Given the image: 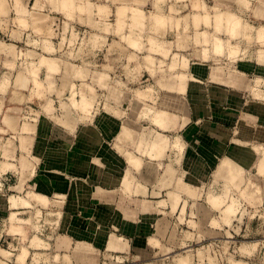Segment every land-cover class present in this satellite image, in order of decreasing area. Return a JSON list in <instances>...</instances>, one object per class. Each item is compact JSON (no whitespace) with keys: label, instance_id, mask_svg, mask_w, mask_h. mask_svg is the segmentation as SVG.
<instances>
[{"label":"rangeland","instance_id":"374dc122","mask_svg":"<svg viewBox=\"0 0 264 264\" xmlns=\"http://www.w3.org/2000/svg\"><path fill=\"white\" fill-rule=\"evenodd\" d=\"M150 1L113 0L114 17L101 0H0V126L3 106H16L30 108L25 117L54 120L59 136L113 138L95 144L99 174L89 185L97 188L99 205L78 208L97 217L88 229L96 246L116 253L100 264H264V142L245 140L264 136V127L245 124L264 118V107L256 110L264 105V38L258 35L264 0H156L155 10ZM148 23L162 28L161 39L147 36L139 44L132 24ZM126 40L138 52L122 69L120 59L109 62L126 55L115 46ZM221 74L226 96L219 110ZM122 86H128L124 94H106ZM205 124L223 129L225 153L179 157V136L188 126L195 138L203 136L198 147L212 145L204 137L216 133H202ZM177 137L179 149L172 147ZM1 149L2 161L8 145L0 143ZM103 166L113 171L110 185L102 180ZM10 168L1 162L0 183L10 181ZM32 192L18 196L29 201ZM12 194L0 186L6 195L0 197V264H57L60 255L41 254L60 242L43 239L56 232L49 218L56 209L47 199L30 205L21 198L11 208ZM82 194L94 198L86 189ZM107 199L113 210L101 205Z\"/></svg>","mask_w":264,"mask_h":264},{"label":"crops","instance_id":"0c3cea01","mask_svg":"<svg viewBox=\"0 0 264 264\" xmlns=\"http://www.w3.org/2000/svg\"><path fill=\"white\" fill-rule=\"evenodd\" d=\"M151 1L149 6L152 10L155 8H153V4H155L157 1ZM101 2L102 3L100 4H105L109 8L110 12H113L114 17H116V4L113 3V0H101ZM94 11L97 12L95 9ZM131 28H135L133 29L132 37L134 40H137L139 44L141 42L144 43L147 41V36L156 38L158 40L161 39L160 33L157 31L160 32L162 28L156 29L152 24L148 23L142 28L140 25L136 26L132 24ZM88 29H91V27ZM166 29L168 35L170 31L172 34L170 25L168 27L166 26L165 30ZM116 30L117 28L115 25L114 31ZM126 30L129 32V28ZM140 37H143V40H140ZM117 42L119 43L120 47L117 45L115 46L122 51L126 50V55L122 53L121 57L118 58L116 53L113 55V58H111L109 63L117 62L118 59H120L117 63H121L120 65L123 69V62L125 60L127 62L128 56L133 55L138 51L135 50L134 47L130 46L127 40L126 43H122L120 41ZM118 49H116V52ZM91 79L95 80L96 78L90 76V83H92L91 86H93L95 90L99 89ZM221 79L225 81V77H223L222 74L221 76L218 75L219 82L215 84V88L217 89V102L219 110H221V107L225 106V104H222V102L225 103L226 96L224 89L225 83H222ZM126 87L128 86H122V88L116 92L110 89L106 92V94H124L125 92H123V90L127 89ZM263 107L264 105L260 104V106L256 107V110H263ZM29 109L30 108L21 110L16 106L9 108H4L3 106V115L1 120L3 124H1L0 130H3L4 132H0V143L8 145V158H5L2 161H4L11 168L9 172L10 181L8 183L6 181L1 182L0 186H2L3 190H6L9 193L12 192L13 194L11 196H18L22 192H24V194H22L24 196L27 192L33 191L32 193H29L28 198L29 201L34 200V205L37 204L35 201L40 200L35 196H41V198L44 199L40 201L47 199V201H49L48 203L56 209V212H51L49 216L52 222L55 221V223L58 224V227H56V232H52V234L49 232L48 235H46L43 239H45V244H50L51 239H56L60 242L57 243L56 248L55 241L52 244L53 247L42 248V255H48L50 257H54L57 254L60 255L61 262L59 261L57 264H100V260L105 254L114 256L116 253L107 249H99L96 246V244L92 241V239L96 238V233L93 231L91 232L88 229L90 228L89 224L91 221L97 220V217L92 213L90 214L89 212L84 213V210L82 211L78 208L85 207L86 205L94 208L99 205V201L95 198L97 195V188L89 185V182L93 181L91 178L99 174L98 170L96 169L95 162L101 153H98L99 149L97 146H95V144L105 142L110 143L109 139L111 138H108V136H101L100 134H98L99 136L97 134H62V136H59L56 129L58 125L51 118L40 114L37 115V118L25 117L26 113L28 115L30 114L31 116ZM218 116L220 117V114H218ZM4 119L11 122L12 124H6ZM245 124L250 125L251 127H264V118L259 119L255 117H249L247 118V122H245ZM95 125L98 126L100 124L97 121ZM107 125H114V122L109 119ZM202 127L204 129L201 131L202 133H208V131L216 133L212 135V137H204L207 138V143H211L212 145L204 147L203 143H205V141L202 139L203 136L200 138V135V139L197 138V136L195 138V136L191 134L193 133L194 129L188 126L184 130L183 134L179 136L182 143L184 144V149L179 152V157L186 159H204L212 157L214 153H225L226 141L221 135L223 129L220 128L219 124L212 126L205 124ZM260 134L264 135L263 132H260ZM258 137L264 136H260L257 132L256 135L250 134V136L246 137L245 140L247 143H255L259 140L263 143L264 138L261 140ZM198 140L203 142V145L200 147L197 145V143H199ZM8 142L10 144H8ZM0 155H3V151ZM108 157H111V155L104 156L103 158ZM252 157L254 158V156ZM2 158L3 157L1 156V159ZM1 159L0 167L2 162ZM93 160L95 161L92 162ZM106 164L107 163H105V165ZM101 165H104L102 161ZM111 169H113L112 166ZM100 174H102V180L105 179L104 182H106L107 185H110L114 182L111 177L113 174L112 170L109 171L105 168V166H103ZM82 176H86V178H88L84 180L81 178ZM83 189H86L88 195H94V198H82ZM1 196L5 197L6 195ZM100 202L104 203L101 204L102 206L113 210L112 207L114 205V200L107 199L104 202ZM127 204H129V201H127ZM110 210L107 215L113 214V212ZM123 249L124 248H122V251H120L122 254L129 253L127 251H130L129 248H127L128 250L126 251ZM130 253H133V251H130ZM63 257H65L66 262H63ZM115 257H117V255Z\"/></svg>","mask_w":264,"mask_h":264},{"label":"bare ground","instance_id":"6f19581e","mask_svg":"<svg viewBox=\"0 0 264 264\" xmlns=\"http://www.w3.org/2000/svg\"><path fill=\"white\" fill-rule=\"evenodd\" d=\"M116 13H117V11H116ZM117 20V19H116ZM262 30V29H261ZM259 31V30H258ZM260 32V31H259ZM258 35H260V37L258 36ZM258 35H256L257 37H259V39H261V38H264V32L262 31V32H260V34H258ZM258 39V38H257ZM217 46V45H216ZM49 51V50H48ZM52 51H54V50H52ZM49 52H51V50L49 51ZM42 57V58H41ZM40 58L42 59V60H44L43 58V56H41ZM48 58V57H47ZM45 59L46 61H44V63H47V61L49 60V59ZM51 60H52V58H51ZM50 60V61H51ZM50 61L48 62L49 64H50ZM146 61H148V59L146 58V60H145V62ZM53 62V60L51 61V65L53 64L52 63ZM149 62V61H148ZM39 65H41V62L39 61ZM47 63V64H48ZM43 64V63H42ZM60 64V63H59ZM147 64V63H146ZM46 65V64H45ZM54 65H55V62H54ZM58 65V64H57ZM57 65L55 66V68L57 67ZM47 66V65H46ZM49 66V65H48ZM50 67H54L53 65L52 66H50ZM49 67V68H50ZM37 68H38V66H37ZM36 68V69H37ZM46 68V67H45ZM59 68V67H58ZM34 70H35V67L33 68ZM52 69V68H51ZM32 70V69H31ZM46 70V69H45ZM53 70V69H52ZM60 69H58L57 71H59ZM33 71V70H32ZM47 71H49V72H52V71H50L49 69L47 70ZM48 73V72H47ZM35 81V80H34ZM36 82H39V81H36ZM39 83H37V85H38ZM36 85V84H35ZM37 85H36V87H37ZM40 85H41V83H40ZM35 87V88H36ZM42 87V86H41ZM37 88H40V87H37ZM38 90V89H37ZM42 91V90H41ZM35 92V91H34ZM77 92V91H76ZM36 93V92H35ZM87 93L89 94V92L87 91ZM41 94V93H40ZM72 94H74V91H73V93ZM45 95V94H44ZM43 95V96H44ZM90 96H91V94H89ZM73 99V98H72ZM72 102H74V101H72ZM85 102V101H84ZM74 104H76V103H74ZM177 104V103H176ZM175 104V105H176ZM181 104V103H180ZM179 104V105H180ZM144 110V109H143ZM180 140L178 139V137L177 138H175V140H173V142H172V147H174V148H177V149H179V145H180ZM180 148H181V145H180ZM135 157V156H134ZM130 159H132V158H130ZM138 161V160H137ZM261 165H263L262 163H261ZM93 169V168H92ZM94 170V169H93ZM127 180V183H128V179H126ZM127 183H126V185H127ZM126 188H128V186H126ZM35 197H37L38 199H40V200H43L44 198H41V196H35ZM18 198H21L20 196H10L9 197V205H10V207L11 208H14L15 207V205L18 203V201H17V199ZM24 198V197H23ZM21 200V202H25V203H27V204H30L29 203V201L28 200H24V199H20ZM31 205V204H30ZM21 206V205H20ZM31 207V206H30ZM14 213V212H13ZM13 216V215H12ZM14 217V216H13ZM12 218V217H11ZM39 241V240H38Z\"/></svg>","mask_w":264,"mask_h":264}]
</instances>
